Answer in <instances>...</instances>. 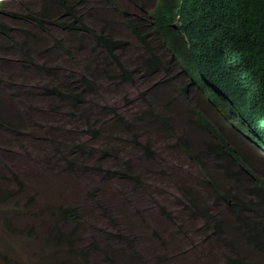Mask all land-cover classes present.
Returning <instances> with one entry per match:
<instances>
[{
  "label": "trees",
  "instance_id": "16d2710c",
  "mask_svg": "<svg viewBox=\"0 0 264 264\" xmlns=\"http://www.w3.org/2000/svg\"><path fill=\"white\" fill-rule=\"evenodd\" d=\"M73 2L40 0L38 9L24 8V14L14 13L15 17L28 23L26 28H16L0 20V40L3 36L7 43L4 47L0 45V51L7 53L13 61L1 57L0 65L7 61L16 69L23 66L41 74L44 80L39 85L31 86L30 90L24 84L26 90L18 93L6 76L5 69L12 67H0L2 131L15 137L23 135L30 121L33 126L39 125L38 131L41 132L35 135L29 131L30 139L46 142V147L53 151L64 173L73 180L75 177L90 180L87 172H101L103 181L117 179L120 185L124 182L139 185L143 177L140 170L134 167L132 159L121 158L117 144H127L128 140L145 157L153 158L154 148L149 140L141 139L139 124L143 122L152 130L173 136L176 134L168 113L177 110L183 113L188 109H181L177 104L174 106L178 108L174 109L173 105L165 103L162 110L143 95L145 106L135 117H126L112 105L105 104L109 105L104 108L107 109L105 114L110 117L105 121L93 117L98 105L94 103L92 110V105L89 106L92 98L89 96L97 93L95 83L98 75H108L128 83L135 81L136 76L150 78L162 71L167 73L175 66L183 74L180 83L187 80V84L195 86L207 101L221 108L220 116L231 123L233 115L237 116L234 124L254 133L264 147V0H156L150 10H145L142 3L145 11L137 15L117 4V0H106L116 8L120 19L141 45V50L137 47L133 58L125 56L122 51L125 40L112 35L106 18L99 17L96 25L101 26L96 27L94 23L84 20ZM95 6L103 8L100 2H96ZM85 7L89 8V4ZM49 23L68 32L70 46L46 28L45 25ZM84 36L89 37L92 48H88ZM37 40L70 56L85 50L93 51L97 56H92L91 62L82 68L76 81L66 82L55 77V68L49 58L52 51L43 58H36L32 46ZM160 76L152 85L157 92L161 91L157 85L163 82ZM181 91L188 100L183 104L190 107L195 115L187 122L190 126L210 132L214 141H203L196 149L192 147L189 136L175 137L177 146L185 150L200 167L202 178L199 184L208 191V200L205 201L193 187L179 184L185 216L200 220L202 228L197 242L191 240L188 231L181 229L182 225L178 226V234L188 240V246L193 248L191 251L197 252L201 264H264V179L256 175L255 167L229 143L228 136L219 127L221 124H211L200 113L198 101L187 98L186 85ZM38 94L53 103H65L70 109L69 115L73 117L71 123L75 121L76 125L78 122L76 129L80 128L81 123L85 133L94 141L93 145H83L86 141L79 136L69 137L71 128H61L67 130L66 134L59 132L57 127H54L56 131L51 132L45 129L43 121L32 119L25 101ZM151 97L154 99L155 95ZM8 100L14 103L13 108ZM107 122L112 128L106 127ZM96 143H100V146L96 147ZM1 166L0 177L7 180L5 175L8 169L4 164ZM9 175L11 181L21 184L17 172L11 170ZM225 177L230 178L229 183ZM66 179L67 176H61L62 181ZM250 181L254 184L248 186ZM16 195L13 188H0V209H3V205L6 207L9 200L11 207L16 209L18 205L13 203ZM29 203L32 201L26 200V205ZM48 207L45 221L39 220V224L46 228L44 248L48 259L45 264L174 262L168 255L171 250L157 246H154L155 252L150 251L149 255H145L133 242L135 237L123 234L119 229L105 238H81L77 235L83 224L81 208L64 203L49 204ZM210 207H225L229 213L222 216V213L211 212ZM43 213L37 217H42ZM162 215L169 219L173 217L165 209H162ZM59 253H63L65 259L58 258Z\"/></svg>",
  "mask_w": 264,
  "mask_h": 264
},
{
  "label": "rangeland",
  "instance_id": "374dc122",
  "mask_svg": "<svg viewBox=\"0 0 264 264\" xmlns=\"http://www.w3.org/2000/svg\"><path fill=\"white\" fill-rule=\"evenodd\" d=\"M72 1L77 4L76 9H79L85 21L96 25L99 17L107 19L112 35L125 40L126 45L122 51L127 58H133L137 47L141 50V45L120 19L116 8L109 5L106 0H77L79 3L75 0ZM0 2V20L16 28H26L28 23L15 17L14 13L24 14V8L38 9L40 7V0H0ZM96 2H100L103 8H97ZM155 2L156 0H117V4L136 15L150 10ZM86 4H89V8L85 7ZM45 26L56 37L61 38L67 46H70L66 30L60 29L53 23ZM100 26L96 25V27ZM84 37L88 48H92L93 43L89 37ZM2 38L0 45L4 47L7 43L5 37L2 36ZM44 41L33 42L32 48L36 58H43L45 54L52 51L49 58L55 68L53 70L56 73L55 77L66 82L76 81L82 68L91 62L92 56H97L89 50L80 53L73 51V55L70 56L58 48L48 47ZM1 57L11 58L7 53L0 51ZM10 61L12 60L10 59ZM4 62L6 64L0 65L1 68L7 67V65L14 66L11 62ZM25 65L27 64L25 63ZM5 70L7 78H10L12 86L18 93L26 90L23 87L24 84L30 90L31 86L44 82L41 74L27 70L23 66L19 69L17 66V69L12 67ZM102 70L104 69L102 68ZM177 79H181V75L172 77L167 82L172 84ZM96 81L97 93L95 96H89L92 98L89 106L91 104L93 110L94 103L98 105L93 117L96 116L99 120L108 121L110 119L109 115L105 114L107 109L104 110L109 105L115 107L126 117L137 116L139 110L145 106L143 95L153 100L155 105L162 110V106L166 103L165 93L157 92L152 86L154 84L150 78L136 76L135 81L122 83L119 79L111 76L98 75ZM168 93L173 94L170 90ZM153 94L155 95L154 99L151 97ZM26 100L32 119L43 121L46 130L53 132L56 131L54 127H57L59 132L66 134L67 130H61V128H71L68 133L69 137L79 136L80 139L86 141L83 145H93L94 141L90 139L88 133H85L81 123L80 128L77 129L78 122L76 125H74L75 121L71 123L73 117L69 115L70 109L65 103H53L41 94ZM8 104L13 108L12 100H8ZM199 104L210 117L221 122L225 132L230 133L229 136L233 142L255 166L259 175L264 178V153L241 133L230 130V125L224 120L221 121L219 113L203 99L200 98ZM173 108L176 109V106L173 105ZM193 113L188 110L183 113L170 111L168 114L174 127V133L189 136L193 142L192 147L198 149L201 143L210 136L189 125L187 119L195 117ZM28 127L23 135L17 137L0 129V167L2 168L1 165L4 164L8 169L5 175L7 180L0 177V188H13L17 193L13 203L16 202L15 204L18 205L16 209H13L9 200L7 206L3 205V209H0V264H45V260L48 259L44 248L46 228L39 224V220L45 221L49 204L59 203L78 206L82 209L83 224L77 233L81 238H105L115 229H119L123 234L133 235L135 237L133 242L145 255H149L150 251L151 253L155 252L154 246H157L166 251L171 250L168 255L174 259L173 264H201L197 252L191 251L193 248L188 246V240L178 234V226L182 225L181 229L188 231L191 240L197 242L201 237L202 228L200 220L187 219L185 216L182 210L183 197L179 190V184L193 187V190L197 191L205 201L208 200V191L204 185L199 184L202 178L199 173L200 167L185 153V150L177 146L176 135L170 136L167 132L152 130L151 127L141 122L138 128L141 139L151 142L154 148V157H145L141 151L131 146L128 140L127 144H117L121 150V158L132 159L134 167L140 170L143 176L142 183L139 185L125 182L120 185L117 179L103 181L104 175L94 171V173L87 172L90 180L84 177H75L76 181H74L64 173L65 170L62 169L53 151L46 147V142L30 139L29 131H33L35 135L41 134L38 131L40 126H33L29 121ZM106 127L112 128L108 122ZM255 144L258 145V143ZM95 145L96 147L100 146V143ZM104 164L108 167L105 160ZM11 170L19 174L21 184L11 181L9 175ZM61 176H67L66 181H62ZM225 178L229 183L230 178ZM253 184L254 182L250 181L248 186ZM29 199L32 203L26 205V200ZM162 209H165L169 215L171 213L173 217L169 219L162 215ZM42 211H44L42 217H37ZM212 211L222 213V216H227L229 213L225 207L211 208ZM109 241L112 242V240ZM57 257L65 259L63 253H59Z\"/></svg>",
  "mask_w": 264,
  "mask_h": 264
},
{
  "label": "clouds",
  "instance_id": "9594fccd",
  "mask_svg": "<svg viewBox=\"0 0 264 264\" xmlns=\"http://www.w3.org/2000/svg\"><path fill=\"white\" fill-rule=\"evenodd\" d=\"M162 73V74H161ZM181 72H180V69L178 67H175L173 66L171 68V70L167 73H164L163 71L162 72H159V73H156L154 75H151L150 79H152V83L155 84L154 82L157 81V79L161 78L160 75H162L163 77V82L161 83V85H157L161 88V91L165 93V96H166V103L168 106H172L174 104H177L181 109H188L190 111H192L190 109V107H185V105L183 104V101L184 102H187L188 100H185L184 96L185 94L181 91V89H183V86L186 85L187 86V89H188V95H187V98L192 101V99L194 101H198V104L200 102V98L203 99L209 106H211L212 108H214V110H216L219 115L221 114L220 112L222 111L220 107L214 105L211 101H207L205 99V97L202 95L203 93L199 92L195 86L191 85V84H187L185 80V83H180V81L182 80L183 81V74H181V79H177L176 81H174L172 84H169L167 81L168 79L172 78V77H175V76H178L180 75ZM156 76V78L154 79V77ZM168 90H170L171 93L173 94H169L168 93ZM193 103H196V102H193ZM178 108V107H176ZM237 108V106H235V109ZM234 109V110H235ZM180 110V109H179ZM199 110H200V113L202 115H204L211 124H216L217 122H219L221 124L220 121H215L212 117L209 116V114L207 113V111L204 110L203 107L200 106L199 104ZM233 110V111H234ZM178 112V110L176 111ZM222 115V114H221ZM221 117V116H220ZM223 117V116H222ZM221 117V121L224 120V122H227L229 125H230V130H235L237 131L238 133H241L244 137L248 138L256 148L260 149L263 153H264V147L262 146V144L256 139V135L252 132H250L248 129L244 128V127H237L234 122L237 121V116L233 115V123H231L228 119H226L225 117L222 118ZM219 127H222V130L223 132L228 136V139H229V143L233 146V148L237 149L239 151V154L243 157L244 154L240 151V148L233 142L232 138L229 136V132L226 133L222 124L219 126ZM196 128V127H195ZM198 130H200V128H196ZM201 131H204V130H201ZM205 132V131H204ZM207 133L210 138L208 139H205V141H210V140H213L214 138L212 137V134L210 132H205ZM214 141V140H213ZM255 143H258V145H256ZM258 146V147H257ZM235 149V150H236ZM246 158V157H245ZM247 159V158H246ZM248 160V159H247ZM249 161V160H248ZM251 163V161H249ZM252 164V163H251ZM253 165V164H252ZM254 166V165H253ZM255 167V166H254ZM255 173L256 175H258L260 178L264 179L263 177H261V175H259L257 169L255 168Z\"/></svg>",
  "mask_w": 264,
  "mask_h": 264
}]
</instances>
